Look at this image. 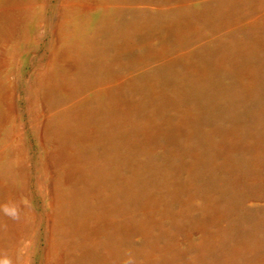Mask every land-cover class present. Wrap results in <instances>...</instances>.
<instances>
[{
	"label": "rangeland",
	"instance_id": "374dc122",
	"mask_svg": "<svg viewBox=\"0 0 264 264\" xmlns=\"http://www.w3.org/2000/svg\"><path fill=\"white\" fill-rule=\"evenodd\" d=\"M0 264H264V0H0Z\"/></svg>",
	"mask_w": 264,
	"mask_h": 264
}]
</instances>
